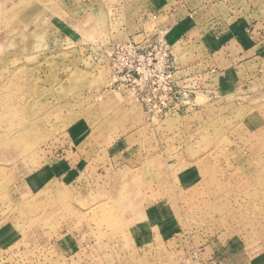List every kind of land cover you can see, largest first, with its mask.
I'll list each match as a JSON object with an SVG mask.
<instances>
[{"label": "rangeland", "instance_id": "rangeland-1", "mask_svg": "<svg viewBox=\"0 0 264 264\" xmlns=\"http://www.w3.org/2000/svg\"><path fill=\"white\" fill-rule=\"evenodd\" d=\"M147 38L170 42L190 111L114 89L112 47ZM192 250L264 264V0H0V264Z\"/></svg>", "mask_w": 264, "mask_h": 264}, {"label": "built area", "instance_id": "built-area-1", "mask_svg": "<svg viewBox=\"0 0 264 264\" xmlns=\"http://www.w3.org/2000/svg\"><path fill=\"white\" fill-rule=\"evenodd\" d=\"M109 58L114 89L131 95L147 114L163 118L193 108V91L181 84L170 42L147 38L116 43ZM190 258L180 264H215L201 259L197 250Z\"/></svg>", "mask_w": 264, "mask_h": 264}, {"label": "crops", "instance_id": "crops-1", "mask_svg": "<svg viewBox=\"0 0 264 264\" xmlns=\"http://www.w3.org/2000/svg\"><path fill=\"white\" fill-rule=\"evenodd\" d=\"M161 15H164V17H163L164 19L167 17L166 21L163 20V18H162V20H161L162 23H163L162 27H164L163 26L164 24L165 25L166 24H171L170 22L175 19V21L172 22V25H170V27H166L165 28V30H167V33L168 34L170 33L169 36L172 37V41L173 42L175 41V39L180 37L181 34L187 35L189 33V31L186 28H184V26L182 24V22L185 21V18H188L187 15L183 16V15L180 14L179 11H177L175 9H171L169 11L162 10L161 11Z\"/></svg>", "mask_w": 264, "mask_h": 264}]
</instances>
